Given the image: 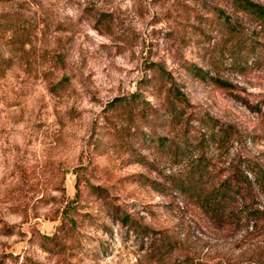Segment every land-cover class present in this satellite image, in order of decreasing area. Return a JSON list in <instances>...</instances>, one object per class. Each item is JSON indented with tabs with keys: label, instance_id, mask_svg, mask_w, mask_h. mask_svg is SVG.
Returning a JSON list of instances; mask_svg holds the SVG:
<instances>
[{
	"label": "rangeland",
	"instance_id": "obj_1",
	"mask_svg": "<svg viewBox=\"0 0 264 264\" xmlns=\"http://www.w3.org/2000/svg\"><path fill=\"white\" fill-rule=\"evenodd\" d=\"M262 23L236 0H0V264H264V194L218 215L158 139L211 117L236 132L205 183L264 166Z\"/></svg>",
	"mask_w": 264,
	"mask_h": 264
},
{
	"label": "trees",
	"instance_id": "obj_2",
	"mask_svg": "<svg viewBox=\"0 0 264 264\" xmlns=\"http://www.w3.org/2000/svg\"><path fill=\"white\" fill-rule=\"evenodd\" d=\"M236 2L244 10L263 21L262 26L264 27V4L254 0H236ZM165 91L175 95L180 101L187 100L185 93L173 81L166 87ZM202 122H204L203 130L196 142L184 144V142H178L166 136H159V144L169 150L172 156L183 158L184 154L187 155L185 157L188 161L168 174V178L174 183L177 181L181 187H195L196 194L208 208L218 213V215H225L227 202L245 204L253 198L255 193L264 194V166L250 158H246L240 167L234 166L230 175L223 180L213 185L205 183L203 176L208 172L209 164L218 160L216 149L225 144L228 145L227 143H233L232 141L235 138H232L231 135L236 130L232 124L218 126L216 120L211 117H207ZM210 145L213 148L212 153L206 155L207 148L205 149V147ZM180 175L183 178L179 177ZM258 212H260L258 208L251 209L247 212V215L248 217H257ZM125 218L124 216L123 219Z\"/></svg>",
	"mask_w": 264,
	"mask_h": 264
}]
</instances>
